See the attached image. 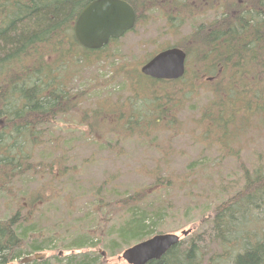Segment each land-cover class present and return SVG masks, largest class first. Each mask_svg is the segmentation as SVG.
I'll use <instances>...</instances> for the list:
<instances>
[{
  "label": "trees",
  "instance_id": "1",
  "mask_svg": "<svg viewBox=\"0 0 264 264\" xmlns=\"http://www.w3.org/2000/svg\"><path fill=\"white\" fill-rule=\"evenodd\" d=\"M91 1L0 0V194H8L19 207L9 217L0 215V264H47L46 260L40 263L37 252L56 240L54 230L59 225L51 224L45 233L40 223L43 215L36 220L28 215L46 203L41 194L50 184L45 186L47 177H43L31 194L28 189L23 193V187L39 181L42 174L50 175V183L61 184L67 174L91 161L86 159L83 167L75 163L69 149L64 150L73 142L57 132L61 116L82 109L87 89H77L73 81L86 67L101 63L112 74L92 87L122 77V87L130 91L123 101L107 103L103 109L87 107L77 115L79 125L87 127V138L117 156L125 153L121 148L134 137L181 131L179 116L200 93L210 101L198 110L193 142H202L209 151H231L239 133L255 124L258 129L264 126V0H126L137 12L135 28L152 18L161 21L166 32L190 25L182 41L171 45L187 53L186 73L176 80L154 79L141 68L129 67L117 48H111L119 38L100 49L83 47L75 37L74 24ZM211 9L218 16L195 23ZM107 133L109 140L104 143ZM195 164L189 165L192 173ZM155 170L151 191L119 190L107 179L99 185L89 182L85 193L90 197L89 211L66 228L80 230L89 217L94 224L73 235L67 246L73 254L67 264H105L99 253H75L101 243L97 231L105 220H114L113 228L120 223L106 245L110 256L154 235L162 212L141 206L175 186L159 167ZM14 185L19 186L16 192ZM68 190L72 193L66 202L68 213H74L77 197L73 188ZM27 207L30 212L22 214ZM33 252L32 258L24 257ZM147 264H264V167L245 168L242 186L222 199L211 217L162 258Z\"/></svg>",
  "mask_w": 264,
  "mask_h": 264
},
{
  "label": "rangeland",
  "instance_id": "2",
  "mask_svg": "<svg viewBox=\"0 0 264 264\" xmlns=\"http://www.w3.org/2000/svg\"><path fill=\"white\" fill-rule=\"evenodd\" d=\"M216 16L218 12L211 9L197 18L195 23L207 22ZM188 32H190V25H186L178 32H166L161 21L152 18L151 22L138 26L119 38L111 48H117L119 57L124 59L129 67L137 69L141 68L160 48L181 42ZM77 74L73 83L76 84L77 89H87L84 96L85 101L78 113L75 111L70 115L60 117L57 129L60 128L61 131L59 129L57 132L66 137V140L73 142L64 150L69 149L68 151L75 158L74 162L84 167L78 168L76 173L67 174L64 178L65 182L61 179V184L56 181L55 184L50 183L49 181L52 180L50 175L42 174L39 181L22 186L23 193H26L27 189L29 194L34 193L37 186L42 183V179L47 177L44 183H46L45 186L50 184V187L44 189L41 194L43 196L41 198L46 200V203L41 202L37 212L31 213L30 208L27 207L22 214L30 212L28 216L35 217V220L43 215V222L40 223L45 233L48 232L47 229L51 224L55 223L60 226L54 230L56 240L48 242L45 250L37 252L40 255L37 258L41 260L40 263L46 260L47 264H67L68 256L73 254L72 250L67 247L72 244L73 235L85 231L89 225L94 224L92 217H89L82 222L83 226L80 230L75 229L76 226L71 227V231L66 228L68 223L76 222L88 213L90 197L85 193L89 191L91 181L99 185L107 179L117 185L119 190L129 187L128 189L131 190L148 188L151 191V184L156 177L155 169L159 167L160 172L162 171L164 175L174 180L175 186L163 191L159 196L149 197L141 207H148L152 210L159 208L162 212V219L154 226L156 230L154 234H181V231L185 229H192L193 232L197 230L205 219L213 215L216 205L222 199L242 186L245 168L253 170L258 166L264 167V126L258 129L255 124L251 128H246L235 137L231 146L232 150H225V153L221 148L209 151L202 142H193L196 119L199 117L198 110L203 109L210 101V97L205 93H200L196 98L191 99L184 112L180 114L181 131L176 132L177 129H170L158 131L147 138L134 137L121 148L125 153L120 156H117L111 149L100 148L91 138H87L88 135H85L87 127L79 125L80 119L77 115L81 112V116L87 107L103 109L106 108L107 103L123 101L129 97L130 91L122 87L124 81L122 77H116L115 81L102 87H92L96 82H104L112 75L110 70L101 63L86 67ZM108 135V133L105 135L102 142H108ZM86 159H91V161L82 166ZM195 161L197 164L194 165L195 169L192 173L189 165ZM13 188L15 191L16 188L19 189V186L14 185ZM72 188V192L77 197L74 205L77 209L75 208L74 213H68L66 202L72 195L68 189ZM17 208L19 209L18 203L13 201L8 194H0L1 217L11 216ZM46 217L49 218L44 220ZM113 224L114 220L103 222V228L97 231L103 240L96 248L75 250V253H99V259L105 264H127L120 256L128 246L121 248L114 256H110V251L106 247L112 237V231L116 227L115 230H117L120 225L119 223L113 228ZM182 238L185 239V236ZM94 241L98 240L94 238ZM101 252L106 254L103 255ZM35 254L34 252L25 254L24 257L32 258ZM56 256L61 259L58 260ZM12 264L21 263L14 261Z\"/></svg>",
  "mask_w": 264,
  "mask_h": 264
},
{
  "label": "water",
  "instance_id": "3",
  "mask_svg": "<svg viewBox=\"0 0 264 264\" xmlns=\"http://www.w3.org/2000/svg\"><path fill=\"white\" fill-rule=\"evenodd\" d=\"M120 12L125 16V23L115 29H104L98 23L99 18ZM87 21V28L85 22ZM137 23V12L126 0H93L79 13L74 34L78 42L88 49H100L109 44L112 39L121 38L134 29ZM187 53L178 46H171L155 54L141 67V72L159 80H176L186 73ZM192 229L178 233H157L134 243L123 250L120 258L127 264H147L151 260H159L173 246L177 245L183 236H188ZM29 258L23 259L27 261Z\"/></svg>",
  "mask_w": 264,
  "mask_h": 264
},
{
  "label": "snow or ice",
  "instance_id": "4",
  "mask_svg": "<svg viewBox=\"0 0 264 264\" xmlns=\"http://www.w3.org/2000/svg\"><path fill=\"white\" fill-rule=\"evenodd\" d=\"M97 23L104 29H115L125 23V16L123 13L116 12L112 15L99 18ZM85 27L87 28V21L85 22Z\"/></svg>",
  "mask_w": 264,
  "mask_h": 264
}]
</instances>
